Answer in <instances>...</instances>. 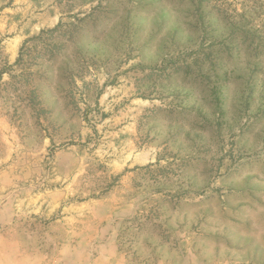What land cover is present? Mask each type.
Instances as JSON below:
<instances>
[{"label": "rangeland", "instance_id": "1", "mask_svg": "<svg viewBox=\"0 0 264 264\" xmlns=\"http://www.w3.org/2000/svg\"><path fill=\"white\" fill-rule=\"evenodd\" d=\"M0 264H264V0H0Z\"/></svg>", "mask_w": 264, "mask_h": 264}]
</instances>
